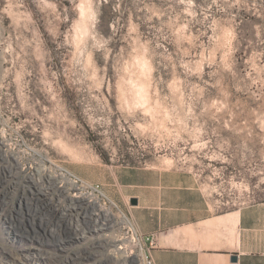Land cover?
I'll return each mask as SVG.
<instances>
[{
	"label": "rangeland",
	"instance_id": "374dc122",
	"mask_svg": "<svg viewBox=\"0 0 264 264\" xmlns=\"http://www.w3.org/2000/svg\"><path fill=\"white\" fill-rule=\"evenodd\" d=\"M0 146L21 161L0 160V264L33 242L21 185L39 188L26 176L42 165L94 200L82 226L98 205L116 240L126 166L192 172L215 213L264 208V0H0ZM107 236L47 246V264H141Z\"/></svg>",
	"mask_w": 264,
	"mask_h": 264
},
{
	"label": "crops",
	"instance_id": "0c3cea01",
	"mask_svg": "<svg viewBox=\"0 0 264 264\" xmlns=\"http://www.w3.org/2000/svg\"><path fill=\"white\" fill-rule=\"evenodd\" d=\"M114 186L113 200L156 236V264H264V208L215 213L195 174L178 168L126 166Z\"/></svg>",
	"mask_w": 264,
	"mask_h": 264
},
{
	"label": "bare ground",
	"instance_id": "6f19581e",
	"mask_svg": "<svg viewBox=\"0 0 264 264\" xmlns=\"http://www.w3.org/2000/svg\"><path fill=\"white\" fill-rule=\"evenodd\" d=\"M6 144V142H2L3 146H5ZM3 150L4 149L2 148V146H0V160L10 161L13 159L19 166V164L21 163L19 156L11 151L2 152ZM42 166H40V178L34 177L36 176L35 173H32V177L26 176L29 183L31 182V187L32 182L33 184L35 182L36 185L39 186V188L29 189L28 191V186L30 185H27L25 183H23L22 185L20 184L23 193L25 194V197H22V199L25 198L27 204L32 207L30 211L32 219L30 223H27V225L31 229V231H29L33 233V235L31 236L33 242L31 245L27 246V252L25 251L24 254H21L19 259L16 257L19 264H47L49 260L55 258L53 253L45 249L47 248V246L53 248L60 246L61 248L62 243H64L67 238H70L74 235L77 238H84L88 235V233L92 232L97 233V235L100 236H107L109 235V232L113 226L108 222L109 219L106 218L109 213L104 208L97 205L95 211H93L90 215H86V217H89L91 226L89 227V229H85L82 226L85 215L79 212L81 208L80 202L83 200H87L88 202L94 203V200L90 198L91 196L84 194L81 190L80 192L77 191L76 189H79L77 186L73 185L72 187H68L70 183L68 181V185H66L62 190V186L64 187V185H62V181H64V179L62 178V180L59 175H57L56 173L53 174L52 171L48 172V169ZM13 174L15 175V173ZM53 192H55L56 195L52 194ZM66 197H70L71 201L69 203L62 204V199ZM79 215H83L84 217L80 218ZM62 221H65L67 226L72 228L74 232L73 235L66 236L67 238L65 239L63 238V236L66 234V230L63 229ZM32 226L34 228L33 230ZM26 233L27 231L23 227L22 234ZM114 239V235L107 236V239L104 240V242H102V240L100 242H97V244L99 246H106L107 250L112 251L108 252L113 256L114 253L121 252L119 249H126V247H124L122 244L125 245L126 243H128V241L124 239ZM116 241H121V245L117 246L115 243ZM122 255V257H126V255ZM77 258V256L72 257V262H75ZM70 261L71 260H69V262Z\"/></svg>",
	"mask_w": 264,
	"mask_h": 264
},
{
	"label": "built area",
	"instance_id": "2783aa9c",
	"mask_svg": "<svg viewBox=\"0 0 264 264\" xmlns=\"http://www.w3.org/2000/svg\"><path fill=\"white\" fill-rule=\"evenodd\" d=\"M123 215L125 227L130 238L128 243L140 248L141 264H156L152 257V251L157 246L156 236L144 234L129 213L123 211Z\"/></svg>",
	"mask_w": 264,
	"mask_h": 264
},
{
	"label": "water",
	"instance_id": "95a60500",
	"mask_svg": "<svg viewBox=\"0 0 264 264\" xmlns=\"http://www.w3.org/2000/svg\"><path fill=\"white\" fill-rule=\"evenodd\" d=\"M236 260H237V257L234 258V261H236Z\"/></svg>",
	"mask_w": 264,
	"mask_h": 264
}]
</instances>
